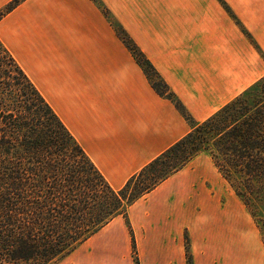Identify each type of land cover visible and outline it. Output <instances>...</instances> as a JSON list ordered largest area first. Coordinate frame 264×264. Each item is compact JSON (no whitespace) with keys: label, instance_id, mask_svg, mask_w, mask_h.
<instances>
[{"label":"crops","instance_id":"obj_1","mask_svg":"<svg viewBox=\"0 0 264 264\" xmlns=\"http://www.w3.org/2000/svg\"><path fill=\"white\" fill-rule=\"evenodd\" d=\"M101 1L194 122L264 76V0ZM0 39L114 189L192 130L93 0H23ZM223 181L197 154L58 264H264L247 262Z\"/></svg>","mask_w":264,"mask_h":264},{"label":"trees","instance_id":"obj_2","mask_svg":"<svg viewBox=\"0 0 264 264\" xmlns=\"http://www.w3.org/2000/svg\"><path fill=\"white\" fill-rule=\"evenodd\" d=\"M22 1L1 9L0 19ZM94 1L192 130L114 189L0 39V264H58L203 151L247 205L264 209V76L194 123L106 5Z\"/></svg>","mask_w":264,"mask_h":264},{"label":"rangeland","instance_id":"obj_3","mask_svg":"<svg viewBox=\"0 0 264 264\" xmlns=\"http://www.w3.org/2000/svg\"><path fill=\"white\" fill-rule=\"evenodd\" d=\"M162 89L165 92H167L165 90V88H162ZM203 152H207V151H203ZM218 171H220L219 168H218ZM226 181H223L224 182L223 185L221 184L217 187L230 188V190L236 191L235 188L228 181L227 182L229 184H227ZM93 183H94V185H96V190L100 191L101 189H103V188H100L99 186H97L98 185L97 179H94ZM152 190H150V191H152ZM150 191L146 192L144 195H146ZM144 195H142L141 197H143ZM130 206H128V208ZM128 208H127L126 212L122 213L123 215L127 216ZM239 226H240V242H242V243L245 242V244L248 245L247 252H246V257L248 258L247 262L249 263V262L253 261L254 258L255 259L256 258L264 259V209H261V211L259 210V212H256V210L253 209L252 206L247 205L246 202L244 201V199L239 196ZM259 242H260V245L262 244L261 246H263L262 249L259 248Z\"/></svg>","mask_w":264,"mask_h":264}]
</instances>
